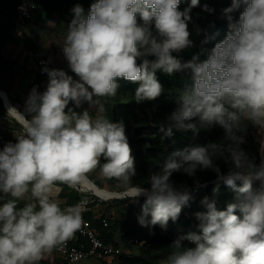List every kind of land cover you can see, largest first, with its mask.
Returning a JSON list of instances; mask_svg holds the SVG:
<instances>
[{
	"label": "clouds",
	"instance_id": "obj_1",
	"mask_svg": "<svg viewBox=\"0 0 264 264\" xmlns=\"http://www.w3.org/2000/svg\"><path fill=\"white\" fill-rule=\"evenodd\" d=\"M180 3L94 0L87 13L80 4L71 9L61 48L78 79L45 66L46 89L33 87L23 112L8 111L21 131L15 143L0 148V200L5 201L0 204V264H39L81 231L87 201L62 208L59 193L62 185L88 191L97 169L101 178L124 185L128 199L146 198L141 226L164 230L191 198L186 185L173 184L172 174L194 176L197 169H212L218 178L213 192L223 182L237 202L218 210L205 197L207 211L195 213L199 232L175 240L164 264H264V160L256 164L240 147L244 137L237 135L244 121L264 129V0H231L223 9L226 37L206 51L205 59L202 51L186 63L173 53L193 46L186 22L199 0H190L183 11ZM241 7L234 21L232 13ZM204 11L213 10L205 4ZM157 70L188 75L180 106L160 125L161 139L171 138L174 129L196 134L215 124L225 130L227 142L176 148L149 177V187L131 186L136 171L125 125L101 114L99 98L115 97L124 80L138 85L137 102L156 100L164 92ZM85 103L89 108L76 111ZM97 105L93 116L89 109ZM197 117L199 124L193 122ZM217 158L231 161L227 175L215 164ZM254 181L261 182V190H253ZM183 239L195 246L182 247Z\"/></svg>",
	"mask_w": 264,
	"mask_h": 264
},
{
	"label": "trees",
	"instance_id": "obj_2",
	"mask_svg": "<svg viewBox=\"0 0 264 264\" xmlns=\"http://www.w3.org/2000/svg\"><path fill=\"white\" fill-rule=\"evenodd\" d=\"M24 1L34 2L37 5L36 13L44 10V5H47L46 2L38 0H0V3H3L2 5L14 11L15 6ZM91 3L90 0L84 2L85 13L89 10ZM189 4L190 0H181L179 10L183 11ZM201 4H207L208 8L213 11H202L199 9ZM230 6L231 2L225 0H199V6L192 9L190 13L191 19L186 23L188 27L198 29L200 46L194 50V53L185 54L181 51L173 53V55L177 56L182 63H186L200 50V52L203 51L205 53L200 58L202 60L205 59L206 51L223 40L229 32V22L223 14V9ZM234 13L236 18L233 20L236 21L239 18L237 13ZM156 77L163 85L164 92L154 102L149 100L137 102L134 91L138 85L120 80L117 95L124 96L127 102L115 103L112 107L113 110L107 116L112 122L123 121L126 135H132L128 138V141L131 146L132 156L134 157L136 175L130 182L131 186L140 185L149 187V177L160 170L163 161L176 148L196 145L204 146L213 142H227L224 140L225 130L215 124L200 128L196 134L191 131L183 132L174 129L171 138L161 139L164 133L161 132L160 125L166 124L168 116L180 106L179 94L188 81V77L183 78L179 73L167 76L160 70L156 71ZM193 122L199 124L198 117ZM173 141H175L174 144ZM249 157L256 164L261 162L258 145L254 146V149L249 153ZM229 170V168H226L220 172L223 175H227ZM181 172H174L170 179L178 178ZM212 178V183H210L211 181H207V185L205 186L198 187L196 182L186 185L190 187L191 198L182 207L178 219L175 222L172 220L168 222L175 230L169 231L168 228L164 230L159 225L143 227L138 223V217L143 214L142 209L145 197H139L135 201L127 197L115 200L126 210L125 218L115 221L112 211L109 209L105 215L101 216L110 218V226L106 229L99 227L98 217L95 218L86 214L84 216L94 222L95 228L102 239L106 242H113L123 249V254L118 258V264H157L156 257L152 255V252H161L163 256H168L170 254L169 248L175 240L186 237L191 232H199L197 228L199 222L195 217V213L207 211V207L203 203L205 197L208 198L209 202L215 201L214 196L218 194H222L225 198L227 197V203L218 210H226L229 203H236V193L223 182H219V191L217 193L213 192V189L217 186L218 179L216 175ZM214 180L216 181L213 182ZM237 186H241L240 181H237ZM253 187L256 188L253 189L254 191L261 190V182H254ZM75 198L74 200H79V197L75 196ZM3 202L5 201L1 200L0 204ZM66 204L67 206L74 205L71 202H66ZM236 214L241 215L238 212ZM147 219H150V216ZM178 225L180 228H177ZM117 230L120 231L121 239L117 238ZM124 243L127 247H131L133 243L141 244L142 255L134 257L131 254H126ZM181 244H186V247H188L189 241L183 239L181 240ZM103 264L107 263L103 262Z\"/></svg>",
	"mask_w": 264,
	"mask_h": 264
},
{
	"label": "crops",
	"instance_id": "obj_3",
	"mask_svg": "<svg viewBox=\"0 0 264 264\" xmlns=\"http://www.w3.org/2000/svg\"><path fill=\"white\" fill-rule=\"evenodd\" d=\"M55 17L44 9L31 19H21L0 3V148L21 131L17 119L8 113L9 109L15 107L23 112L32 88L36 87L39 92L46 89L48 76L37 62L47 59L55 69L71 72L61 48L64 40L55 29H49L55 23H51L50 18ZM92 174L95 180L99 176ZM66 206L61 203L62 208Z\"/></svg>",
	"mask_w": 264,
	"mask_h": 264
},
{
	"label": "rangeland",
	"instance_id": "obj_4",
	"mask_svg": "<svg viewBox=\"0 0 264 264\" xmlns=\"http://www.w3.org/2000/svg\"><path fill=\"white\" fill-rule=\"evenodd\" d=\"M42 2H46L47 5H44V8L48 10L50 13H53V15H56L57 17L55 18H50L51 23L55 21L54 24L50 25L49 29H55L56 33L63 39L65 40L66 34H67V25L70 23L72 19V12L71 9L76 5L80 4L83 9L85 10L84 7V2L86 0H40ZM92 3L94 0H90ZM228 2H231V0H225ZM3 4V3H2ZM43 5V4H42ZM199 9L204 11V4L200 5ZM243 8L237 10L236 13L239 18V13L242 11ZM188 30L190 32V39L193 42V46L183 50L182 52L185 54H190L194 53V50H196L200 44H199V31L197 28L194 27H188ZM197 53H201L200 50L197 51ZM181 77L186 78L188 77L187 73H179ZM100 105H102L105 109L103 113H101L104 116H108L114 106L115 103L121 102L125 103L127 102L126 98L122 95L118 96L116 94L115 97H105V98H99ZM155 100H152L154 102ZM100 105H97L95 108L89 109L90 112L92 113L93 116L97 114V110ZM89 108V105L87 103L83 104L80 109L77 111H82L83 109ZM1 117V116H0ZM0 131L2 132V129L0 128ZM237 135L243 136L245 139V143L240 145V147L249 155V153L254 149L255 145H258L255 141L262 139L264 136V129H257L256 127H252L247 121H244L242 124V131H238ZM127 138H130L132 135H126ZM9 138V137H8ZM11 142L15 140L14 138H9ZM255 162V161H254ZM256 163V162H255ZM215 164L220 168V171L225 170L226 168L231 169L233 167L231 161H226L224 158H217L215 160ZM217 176V173L213 171L212 169H197L196 173L194 176H189L184 172L180 173V176L178 178H174L171 180L174 185L179 186V185H187L191 182H199V186H205L207 185V181H211L213 176ZM98 176V175H97ZM93 174H91L90 179L93 181V186H88V191L81 193L77 192L73 189L68 188L67 186H61L62 191L59 193V201L60 203H66V202H71L73 204L79 203L82 200H86V210L83 212L86 215H91L92 217H100L102 215H105V213L111 209L113 218L116 220H122L125 218V209L115 200L117 199H123L124 197L120 196L123 195L122 193L126 192V188L124 185H122L120 182L116 180H103L101 179L100 176L97 177V179H93ZM218 179V178H217ZM216 179V180H217ZM214 180L213 182H215ZM256 182V181H254ZM253 182V183H254ZM212 183V181L210 182ZM190 188V187H188ZM253 189H256L253 187ZM101 190L103 193L98 194L96 191ZM75 196L79 197V200H74L76 199ZM143 197V196H141ZM72 198V200H70ZM215 201L217 202V209H219L221 206H223L225 203H227V197H223L222 194H218L214 196ZM1 202V200H0ZM237 202V201H236ZM24 204L23 201L20 202L19 206L22 207ZM126 208V207H125ZM239 213V211L237 210ZM241 214V213H240ZM242 215V214H241ZM180 228L178 225L177 228ZM167 228L169 231L172 229L175 230V228L168 224ZM117 238L121 239L120 231L117 230ZM126 244L124 243V247ZM182 247H186V244L183 245L181 244ZM141 244L138 243H133L131 247H125V253L126 254H131V256H140L142 255L141 251ZM170 253L174 250L172 247L169 248ZM157 254V255H156ZM152 255L156 257V262L157 264H164V261L166 259V255L163 256L161 252H152ZM40 264V261H39ZM75 264H103V262L96 260V259H88V260H83ZM112 264H117L113 262Z\"/></svg>",
	"mask_w": 264,
	"mask_h": 264
},
{
	"label": "built area",
	"instance_id": "obj_5",
	"mask_svg": "<svg viewBox=\"0 0 264 264\" xmlns=\"http://www.w3.org/2000/svg\"><path fill=\"white\" fill-rule=\"evenodd\" d=\"M36 11L37 5L34 2L28 1L17 4L14 9L15 15L21 19H31ZM232 15L233 19L236 18L235 13ZM37 65L43 68L45 66L51 69L54 68V65L47 59H40ZM69 75H72L74 79H78L72 72H70ZM255 142L258 143L261 160H264V154H262L264 150L261 148V143L264 142V136L262 139L256 140ZM103 162L102 160V163ZM95 173L100 176L99 169H97ZM82 215L84 224L82 225L81 231H78L75 236L67 241L61 248L45 255L41 260L43 262L42 264H75L88 259H96L107 264H112L113 262L118 264V258L123 254V249L113 242H106L102 239L95 228L94 222L87 219L84 213ZM97 220L99 227L102 229L109 228V217L100 216ZM194 246L195 245L189 241L188 247Z\"/></svg>",
	"mask_w": 264,
	"mask_h": 264
},
{
	"label": "bare ground",
	"instance_id": "obj_6",
	"mask_svg": "<svg viewBox=\"0 0 264 264\" xmlns=\"http://www.w3.org/2000/svg\"><path fill=\"white\" fill-rule=\"evenodd\" d=\"M8 106H9V104H8ZM90 185L93 186V187L95 186V185H93V183H91ZM90 185H89V186H90ZM91 186H90V187H91ZM95 187H96V186H95ZM96 188H97V187H96ZM97 189H98V188H97ZM95 191H96V190H95ZM97 191H99V192H97ZM97 191H96V192H97L98 194H102V193H103L101 190H97ZM124 195L127 196V193H125Z\"/></svg>",
	"mask_w": 264,
	"mask_h": 264
},
{
	"label": "water",
	"instance_id": "obj_7",
	"mask_svg": "<svg viewBox=\"0 0 264 264\" xmlns=\"http://www.w3.org/2000/svg\"><path fill=\"white\" fill-rule=\"evenodd\" d=\"M125 193H127V191H126V192H124V193H122L123 195H120V196H122V197H124V196H125V197H126V195H124ZM125 197H124V198H125ZM143 197H144V196H143Z\"/></svg>",
	"mask_w": 264,
	"mask_h": 264
}]
</instances>
